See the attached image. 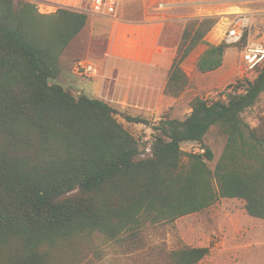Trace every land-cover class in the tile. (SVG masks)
Listing matches in <instances>:
<instances>
[{
    "label": "trees",
    "instance_id": "obj_1",
    "mask_svg": "<svg viewBox=\"0 0 264 264\" xmlns=\"http://www.w3.org/2000/svg\"><path fill=\"white\" fill-rule=\"evenodd\" d=\"M88 21L77 11L42 14L25 0H0V264H74L94 235L135 239L147 224L203 212L220 199L241 200L264 220V116L256 127L243 118L264 94V63L218 99L195 97L183 120L122 113L153 130L139 138L113 105L77 98L57 82L62 55ZM216 24L205 18L186 28L166 95L185 92L183 64L199 45L206 46L201 72L222 67L231 46L205 41ZM212 129L225 138L214 169L205 143ZM188 142L203 151L185 152ZM211 249L182 246L169 264H200Z\"/></svg>",
    "mask_w": 264,
    "mask_h": 264
},
{
    "label": "rangeland",
    "instance_id": "obj_2",
    "mask_svg": "<svg viewBox=\"0 0 264 264\" xmlns=\"http://www.w3.org/2000/svg\"><path fill=\"white\" fill-rule=\"evenodd\" d=\"M132 0L130 8L118 15H91L83 32L75 38L63 56L70 60L72 68L79 59L89 60L86 53L93 50L112 51L121 49H144L149 54L161 53V64L170 66L176 57L183 33L194 21L211 18L217 21L215 27L205 37L210 44L225 42L231 17L236 13H251L253 26L249 39L264 46V0ZM105 16L112 24L95 23V17ZM116 16V17H115ZM144 18L149 24L142 26ZM113 21L121 25L134 23L139 30L129 37L115 31ZM117 26V25H116ZM137 28V29H138ZM244 43L231 46L225 52V67L211 73H203L197 67L199 56L205 51V45H199L183 64L189 77L188 87L178 98L165 94L166 83L162 87L148 88L144 91L147 103H133L142 112L143 117L157 123L163 116L183 120L191 113V102L195 97L215 100L220 93L239 78H255L256 73L248 70L243 61ZM92 47V48H90ZM89 55V54H88ZM224 55V56H225ZM93 62V61H91ZM232 66L235 76L231 82L218 83L217 74ZM80 76V75H78ZM87 79L80 76L72 81L66 72L57 80L76 97L88 95L84 84ZM90 96V95H89ZM120 113L118 120L136 137L150 139L153 130L145 124H130L121 116L129 112L110 102ZM133 105V106H132ZM141 107V108H139ZM264 116V94L256 105L243 114L244 120L252 127L259 124ZM208 145L215 154L210 167L215 168L225 146V138L216 129L206 137ZM185 152L201 150L199 144L184 143ZM142 157V156H141ZM182 246H211V254L200 264H264V220L251 217L244 208V202L238 199H220L209 209L182 217L176 221L157 225L147 224L135 239L106 241L94 235L91 242L84 246L83 254L74 264H169V253ZM72 264V263H71Z\"/></svg>",
    "mask_w": 264,
    "mask_h": 264
},
{
    "label": "crops",
    "instance_id": "obj_3",
    "mask_svg": "<svg viewBox=\"0 0 264 264\" xmlns=\"http://www.w3.org/2000/svg\"><path fill=\"white\" fill-rule=\"evenodd\" d=\"M131 1L132 0H121L114 7H111L106 11L95 15H118L122 11L130 8L128 4H130ZM113 22L115 24V31H119V33L121 34H124L126 32L127 37H129V34H132V32H136V30H139V25H136L134 23L127 24L133 25L132 27H128L125 25H121L118 21ZM95 23L107 25L110 23L112 24V20L108 19L105 16H98L95 17ZM142 23V26H146L145 23L149 24V19L144 18V22ZM74 40L71 42L69 47H71ZM85 55L88 56L89 60L93 61L92 63H94L98 69L97 75L92 77L85 76L87 80L85 81L86 83L84 84V86L86 88V92L88 93L87 96L90 95L89 97L92 98L100 99L108 103H115L118 107L124 108L129 112L128 114L133 116L140 115L144 111L136 109L135 107L129 108V106L133 103H147L148 97L146 94H144V91L148 90V88L162 87L165 85V83L167 84L169 72L174 62L173 60L170 66H167L166 64L162 65L160 60L161 53L156 52L148 55V51L138 48L112 51L108 57L106 49H92V54L88 52ZM63 56H65V53L62 55L60 60L62 74L66 72L69 79H71L72 81L78 80L80 76H78L74 72V69L71 67L72 65H69V58L63 60ZM225 62L226 55L224 56V63L219 69L225 67ZM232 70V66H228L224 69L223 72L217 74V82H231L232 78L235 76V73Z\"/></svg>",
    "mask_w": 264,
    "mask_h": 264
},
{
    "label": "built area",
    "instance_id": "obj_4",
    "mask_svg": "<svg viewBox=\"0 0 264 264\" xmlns=\"http://www.w3.org/2000/svg\"><path fill=\"white\" fill-rule=\"evenodd\" d=\"M36 6L42 14L54 13L58 10L77 11L88 16L100 14L107 9L114 7L121 0H25ZM163 1L165 0H161ZM253 15L251 13H236L231 17L227 29L225 42L227 45L235 46L244 43L242 52L243 61L248 70L264 63V46L252 42L249 37L253 26ZM74 72L80 76L92 77L98 74L96 65L88 60L79 59L74 64Z\"/></svg>",
    "mask_w": 264,
    "mask_h": 264
},
{
    "label": "water",
    "instance_id": "obj_5",
    "mask_svg": "<svg viewBox=\"0 0 264 264\" xmlns=\"http://www.w3.org/2000/svg\"><path fill=\"white\" fill-rule=\"evenodd\" d=\"M80 97V95L79 96H77V98H79Z\"/></svg>",
    "mask_w": 264,
    "mask_h": 264
}]
</instances>
